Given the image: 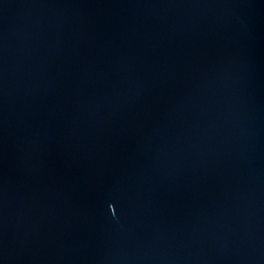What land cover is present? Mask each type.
I'll list each match as a JSON object with an SVG mask.
<instances>
[{
    "label": "water",
    "instance_id": "95a60500",
    "mask_svg": "<svg viewBox=\"0 0 264 264\" xmlns=\"http://www.w3.org/2000/svg\"><path fill=\"white\" fill-rule=\"evenodd\" d=\"M0 264H264V0H0Z\"/></svg>",
    "mask_w": 264,
    "mask_h": 264
}]
</instances>
